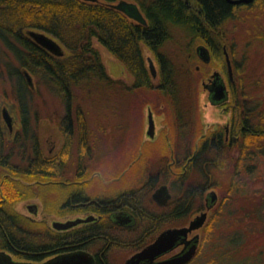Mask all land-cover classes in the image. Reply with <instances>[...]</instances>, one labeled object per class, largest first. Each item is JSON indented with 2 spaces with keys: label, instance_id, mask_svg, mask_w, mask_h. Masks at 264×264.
<instances>
[{
  "label": "flooded vegetation",
  "instance_id": "obj_1",
  "mask_svg": "<svg viewBox=\"0 0 264 264\" xmlns=\"http://www.w3.org/2000/svg\"><path fill=\"white\" fill-rule=\"evenodd\" d=\"M132 21L134 24H143L134 19ZM182 44L184 48L175 52H166L165 45L158 49L144 45L149 52L146 59L141 48L147 85L126 70L123 71V77L109 74L119 86L122 82L125 91L127 162L122 170L123 175L140 162L152 161L151 157L157 155L156 148L163 147L166 150L162 155V166L151 169L148 165L142 172L145 180L137 186L125 187L117 192H99L93 188L88 190L93 183L92 178L101 174L95 169L98 153L96 141L84 109L68 106L62 109L60 121L55 123L61 143L54 153L46 155L34 132L30 107L19 106L17 113L7 106L0 108V133H7L13 143L22 139L23 143L18 146L21 148L26 142L31 143L30 153L23 154L25 150L22 148L23 155L20 158L16 157L12 149L7 155H0V173H5L14 186L7 192L12 194L10 198L3 195L0 187V224L4 209H11L13 224L19 226L23 222L30 227L31 235L26 237V248L32 250L25 252L14 247H1L0 264H118L114 257L119 253L126 256L121 263L124 264L165 229L188 226L196 215L206 212L201 228L188 232L186 237H178L173 247L156 257L154 262L187 249L192 243L187 241L195 234H199V240L194 257L198 254L200 231L208 225L213 212L222 209L232 195L228 193L231 190L229 188L226 194L218 193L215 183L210 180V167L220 156L222 148L228 151L229 156L238 158L240 155L239 146L245 129L244 97L238 83V79L242 78L236 72L238 64L224 44L220 46L219 53L221 68L208 69L199 78L204 92L199 95L197 91L185 90L189 84L183 85L182 79H193L191 67L195 57L199 63L207 64L212 59V49L207 43ZM200 45L208 50V62L203 61L197 51ZM63 50L61 56L46 51L61 58L66 54L64 47ZM226 53L231 64V74ZM161 54L167 58L163 59ZM167 64L171 66L168 70ZM24 69L21 70L22 78L27 84L24 76L27 70ZM194 69L199 71L200 65L195 64ZM215 72L218 73V82L224 86L222 92L215 91L218 84L214 83ZM194 78L197 81L195 75ZM116 84L111 87L113 91L117 90ZM199 102L204 110L203 120L199 113ZM165 110L174 115L172 119ZM95 131L99 132V129ZM48 150L51 153V148ZM17 158L21 161H17ZM40 162L46 163L42 166ZM197 167L198 170L202 169L200 172L204 174L205 184L196 187L181 185L190 184V179L196 177ZM160 179H171L174 185L161 183ZM161 185H166L167 189L157 201L153 195ZM31 198H40L42 208L39 209L36 201L26 205L28 213L16 207L20 201ZM60 224L68 226L61 227ZM153 225L161 226L162 229L143 245L150 232L148 228ZM21 242L24 243L21 235L17 236L16 245L25 247ZM72 255L76 257L68 259Z\"/></svg>",
  "mask_w": 264,
  "mask_h": 264
},
{
  "label": "trees",
  "instance_id": "obj_2",
  "mask_svg": "<svg viewBox=\"0 0 264 264\" xmlns=\"http://www.w3.org/2000/svg\"><path fill=\"white\" fill-rule=\"evenodd\" d=\"M117 1L0 0V43L19 61L20 68L12 72L19 89L25 93L29 92L30 88L23 79L22 68H26L34 77L39 76L49 86L48 89L59 96L64 107H73L74 88L82 89L88 95L111 89L112 85L116 84L113 82L117 81L109 76L94 40L116 58L127 72L132 73L145 85L147 73L143 65L142 45L158 49L175 38L174 30L181 33L183 40L187 38L186 43L210 45L211 63L216 64L220 59V46L224 42V27L227 22L240 17L237 10L241 9L245 10L243 15L247 13L244 18L251 16V31H254L256 38L264 44V26L257 21L258 18L264 19V0L233 5L226 0H130L135 2L144 14L145 25L134 24L131 18L113 8L111 4ZM256 7L261 9L253 13L251 10ZM29 29L41 30L57 39L67 51L65 56L56 58L50 55L27 35ZM161 55L163 59L167 58ZM168 68H171L169 64L166 69ZM238 70L237 66L236 72ZM242 74L238 83L244 97L245 129L239 146L240 155L238 158L229 156L228 151L222 148L220 156L210 167V180L215 183L214 172L233 165L229 176V189L245 183L247 176L253 173L256 167L254 165L258 164L255 163L256 160L264 158V72L251 77L243 65ZM120 84L121 86L118 82L116 84L117 91L123 90L122 82ZM18 103L20 107H28L26 100ZM45 163L40 162V165L44 166ZM195 169L196 177L190 179V184L181 185L196 187L205 184L204 174L200 172L202 169ZM159 182L174 185L171 179H160ZM0 187L5 197L12 196L7 192L14 186L5 173H0ZM13 217L11 209H4L2 212L0 248L14 247L31 252L32 250L26 248V237L31 235L30 227L21 221L19 226L13 224ZM19 218L23 221L22 216ZM211 225L204 227L203 240L207 242L213 232ZM148 229L150 232L143 245L150 242L162 227L153 225ZM20 235L24 241L21 243L25 247H19L15 243L16 237ZM225 254L231 255L227 257H233L232 253ZM216 258L221 261L223 259L221 256Z\"/></svg>",
  "mask_w": 264,
  "mask_h": 264
},
{
  "label": "rangeland",
  "instance_id": "obj_3",
  "mask_svg": "<svg viewBox=\"0 0 264 264\" xmlns=\"http://www.w3.org/2000/svg\"><path fill=\"white\" fill-rule=\"evenodd\" d=\"M260 9V7H256L252 8L251 11L256 13ZM243 12H245L244 9L237 10V15L240 17L237 20L233 19L227 22L225 25L223 44L235 63L238 64V75H243L242 70L243 65H245L247 74L249 73L252 77L264 72V44L256 38L255 32L251 31L253 26L251 16L244 18L247 13L243 15ZM257 21L264 26L263 18H258ZM258 22L257 24H259ZM174 31L175 38L165 44L164 50L166 52L170 50L175 52L184 48L182 43L185 41H178V39H181V33L178 30ZM94 45L102 56L108 74L123 77L125 69L122 64L96 40H94ZM142 50L146 59L149 52L144 45H142ZM211 62L207 64L199 63L195 57L193 67H191V70L193 69L191 74L193 79L191 81L182 79L183 85L189 84L185 90L197 91L199 95L204 92L199 79L201 75L208 69L219 70L221 68L220 61H217L216 64ZM195 64L200 65L199 71H195ZM19 68V61L13 53L0 43V108L7 106L12 112L16 111L17 113L18 102L26 100L27 106L31 109V123L35 124L34 132L39 137L41 150L46 155H50L54 153L55 149H58L61 143L59 130L55 123L60 121L64 103L59 96L48 89L49 86L39 76L34 77L31 75L33 85H28L31 88H29V92L24 93L23 90H20L17 79L12 74L15 69ZM194 75L197 77V81ZM73 92L75 97L72 105L84 109L89 126L94 131L92 134L98 152L95 169L100 172L101 176L95 175L92 178L93 183L88 187V190L93 188L94 190L98 189L99 192H117L125 187L137 186L145 180L142 172L146 170L148 165L151 169L162 166V155L166 150L163 147H158L156 148L157 155L151 157L152 161L149 160V163L146 161L140 162L133 166L128 174L123 175L122 170H124L127 162L125 138L127 106L124 89L122 91L109 89L102 93L97 91L89 95L79 88H74ZM198 107L203 120L204 110L201 102L198 103ZM165 111L172 119L174 115L169 114L170 111ZM96 128L99 129V132L95 131ZM0 134V155H7L11 149L19 158L23 154L30 153L31 143L29 141L22 147L25 150L23 153L22 148L18 147L19 144L23 143L22 139V142L13 143L7 133L2 131ZM54 144L55 147H53ZM49 148H51V153H49ZM146 150H148V147ZM16 160L21 161L18 158ZM255 163L258 164L254 165L256 167L253 173L247 176L245 183L239 184L240 186L231 189L229 192L227 189L231 187L229 186V176L233 165L231 164L227 168L223 167L214 173L218 193L226 194L228 192L232 195L222 209L213 212V217L208 223V225L212 224L213 232H211L208 242L203 240L205 229L203 228L200 231V250L189 264H264V216L262 214L264 209V158L257 159ZM34 201L39 205V209L42 208L40 198L25 199L17 203L16 207L20 211L28 213L26 205ZM42 213L45 212L42 210ZM54 218L59 220L58 216L54 215ZM225 252L232 253L233 257H227L231 255H226ZM219 256L223 257L222 261L216 258ZM125 257L119 253L114 257V261L121 264Z\"/></svg>",
  "mask_w": 264,
  "mask_h": 264
},
{
  "label": "water",
  "instance_id": "obj_4",
  "mask_svg": "<svg viewBox=\"0 0 264 264\" xmlns=\"http://www.w3.org/2000/svg\"><path fill=\"white\" fill-rule=\"evenodd\" d=\"M86 1L96 2L97 0H86ZM226 1L233 5L240 3H249L252 0H226ZM111 6L123 12L129 18H132L139 23H143V24L146 23V20L142 15L138 5L133 1L118 0L117 2L111 4ZM26 33L29 37H31V39L36 44H38L40 47L44 48L45 50L49 51L50 53L57 56H61L64 53L62 45L57 41V39H55L51 35L43 31H37L34 29H29L27 30ZM197 51H199L200 57L203 61L205 62L209 61L210 56L207 48L204 45H200L197 48ZM226 60H227L229 73L231 74V64L227 53H226ZM149 62H150V67L154 71V66L150 59ZM24 76L27 81V84L32 86L33 81L30 73L28 71H25ZM213 77L215 78L214 79L215 82L214 81L213 82L218 83L216 85L215 91L222 92L224 90V86L221 82H218V73L217 72L213 73ZM166 189H167L166 185H161L154 193L153 195L154 198L158 201L160 197L161 198L163 197ZM262 214L264 216V209ZM206 215H207L206 212H202L196 215L193 219L190 220L188 226L165 229L151 243H149L140 251L136 252L134 255L128 258L124 264H141V263L142 264H187L194 257L196 253L199 234H195L192 239L187 241V243L192 241L191 245L187 249L184 248L183 250H181L180 253L156 262H154V259L160 256L161 254L165 253L167 250L171 249L175 244V242L177 241L178 237L179 238L186 237L188 232L201 228L205 222ZM60 225L61 227L68 226V224H60ZM60 225L58 227H60ZM75 257L76 255L75 256L72 255L68 259ZM62 260L64 261L65 257H63Z\"/></svg>",
  "mask_w": 264,
  "mask_h": 264
}]
</instances>
